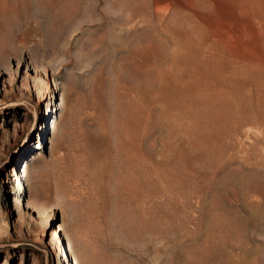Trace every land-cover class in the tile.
<instances>
[{"label":"rangeland","instance_id":"rangeland-1","mask_svg":"<svg viewBox=\"0 0 264 264\" xmlns=\"http://www.w3.org/2000/svg\"><path fill=\"white\" fill-rule=\"evenodd\" d=\"M42 1L0 0V264H264V0H52L21 42Z\"/></svg>","mask_w":264,"mask_h":264},{"label":"bare ground","instance_id":"bare-ground-1","mask_svg":"<svg viewBox=\"0 0 264 264\" xmlns=\"http://www.w3.org/2000/svg\"><path fill=\"white\" fill-rule=\"evenodd\" d=\"M40 7L41 8H39V10H36L35 12H29V11H27L28 10V8H27V10L23 9L24 11L20 13V18L22 20V27L17 30V37L20 39L21 42H25L26 39H28V37L32 31H37V25H40V23L43 21V19H45L47 17V15L50 13V9L52 8V0H43ZM78 8L79 7H78L77 2L76 1L73 2L72 3V9L73 10L75 9V11H76L75 13L78 12ZM49 32L50 31H46L45 33H42L44 43L47 42L46 38H47V34ZM65 34H66V32H65ZM47 39H49V38H47ZM14 175L16 176L17 173H14ZM78 176L82 177L84 175L79 172Z\"/></svg>","mask_w":264,"mask_h":264}]
</instances>
